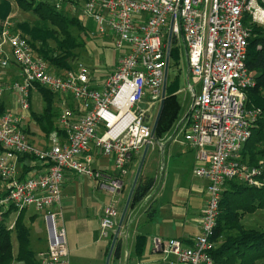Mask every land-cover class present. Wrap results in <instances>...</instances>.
Returning a JSON list of instances; mask_svg holds the SVG:
<instances>
[{
	"label": "built area",
	"instance_id": "obj_1",
	"mask_svg": "<svg viewBox=\"0 0 264 264\" xmlns=\"http://www.w3.org/2000/svg\"><path fill=\"white\" fill-rule=\"evenodd\" d=\"M81 18H91L97 32L110 35L113 47L122 51L114 70L97 85L82 64L63 74L50 72L19 33L7 27L1 32L0 67L12 62L20 75L0 83V95L15 92L23 113L0 114V218L1 208L33 207L42 212L48 241L37 255L39 264H70L59 208L64 171L89 177L112 195L119 193L132 157L153 142L151 126L162 98L166 40L173 19L171 41L183 45L188 62L190 103L181 130L195 150L193 174L207 181L206 198L200 232L191 244L153 236L151 248L161 252L167 264H214L210 250L215 243L210 237L223 185L230 179L264 184L260 178L264 162L240 160L258 115L257 109L246 106L245 89L255 84L246 58L251 25L264 28V0H83ZM3 43L11 58L2 50ZM35 84L78 104H65L57 112V127L48 133L43 148L31 144L21 128ZM91 146L113 160L115 173L92 166ZM24 154L34 156L43 170L20 175L18 161ZM119 215L116 200L104 206L101 235L114 232Z\"/></svg>",
	"mask_w": 264,
	"mask_h": 264
},
{
	"label": "crops",
	"instance_id": "obj_2",
	"mask_svg": "<svg viewBox=\"0 0 264 264\" xmlns=\"http://www.w3.org/2000/svg\"><path fill=\"white\" fill-rule=\"evenodd\" d=\"M84 19L81 18L80 21L82 22ZM86 30L88 33L82 50L84 52L83 56H87L88 63V61H92V52L101 51L103 53L104 48L110 45L111 36L106 33L95 32V30L90 31L87 28ZM3 45L4 43L2 44V50ZM179 47L184 49L181 43H179ZM7 56L9 58L12 57L11 55ZM118 57L109 65L101 78H97L92 73L94 71L93 66L87 65L95 85L100 84L105 76L114 70ZM186 63V78H188L187 56ZM169 70L168 66L167 81ZM19 73L18 66L12 62L7 67H0V83H9L18 79ZM53 73L60 74L56 71H53ZM186 90L187 85L183 89H177L175 94L177 96L178 93ZM33 92L40 95L43 105L42 95L35 86L30 91V108L29 112L24 114L21 128L31 144L43 148L47 146L48 134L45 135L42 132L39 125L30 115L31 111L38 112L34 110L32 105ZM16 96L15 92L6 90L0 95V103L4 106L5 111L21 114L23 112L16 104ZM53 104L56 109V115L65 104L78 106L70 96L63 94H55ZM185 113L176 123L173 122V125L163 132L161 136H156L157 140H153L149 146L139 178L143 181L152 177L153 184L147 194L141 200L129 206L127 210L126 218L117 238L121 244V254L117 264H167L161 252L152 250L151 238L153 236L163 239L177 238L188 245L200 232L199 217L206 198L207 181L193 174L195 150L184 140L181 130V120ZM141 153L142 151L139 150L132 157L129 172L123 177V186L119 193L114 195L99 188L96 182L89 177L75 174L68 170L64 171L59 208L62 211V221L66 231L70 264H105L113 232L101 235L100 217L104 206L113 200H116L117 207L121 213L140 158L139 154L141 155ZM91 155V164L94 168L101 169L109 174L115 173L113 160L110 157L104 156L93 146H91ZM43 168L44 165L36 159L18 161V172L22 176L39 173ZM160 172L161 174L159 175ZM2 191L3 184L0 182V197ZM1 211L2 216L0 219L3 220L7 228L13 231L19 210H12L7 215L3 214L6 210L4 211L1 208ZM22 217L23 223L29 230V245L37 258L38 253L46 249L48 241V232L43 213L33 207H29L24 209ZM7 219L9 222H6ZM12 223L13 227L10 228L9 226ZM37 226L38 228L35 229ZM137 235L145 236V244L140 255L135 251V238ZM11 244L12 254L15 257L18 251V241L16 248L12 240ZM11 264H24V262L14 259ZM109 264H112V255Z\"/></svg>",
	"mask_w": 264,
	"mask_h": 264
},
{
	"label": "trees",
	"instance_id": "obj_3",
	"mask_svg": "<svg viewBox=\"0 0 264 264\" xmlns=\"http://www.w3.org/2000/svg\"><path fill=\"white\" fill-rule=\"evenodd\" d=\"M16 5L36 18L33 21L17 22L13 33L26 39L34 55L42 57L50 70L63 74L74 69L71 59L81 53L85 46L87 30L78 17L69 16L59 10L55 3L45 0H13ZM11 12L10 0H0V38L7 18ZM248 22V18H246ZM251 36L248 42L246 66L255 74V84L245 89L246 106L258 110V115L252 126L251 135L240 150V160L248 164L264 162V28L252 24ZM73 28L76 29L74 33ZM84 35V36H83ZM84 38H83V37ZM49 40L55 45L51 46ZM169 53L170 60L177 65L180 47L172 39ZM260 44V47L258 45ZM42 95L43 106L39 114L30 112L32 118L47 135L57 126L55 124L56 109L53 104L55 93L35 84ZM174 83L166 86L163 109L155 129L157 137L167 131L172 125L179 111V103L175 95ZM5 111L0 103V114ZM35 159L34 156L24 154L19 160ZM264 181V173L260 177ZM153 184V178L141 180L139 178L134 189L129 206L141 200ZM264 208V184L261 187L247 185L236 179L225 182L218 206L216 226L210 237L215 245L210 250L214 264H264V230L246 228L241 222L247 213H253ZM14 207H9L3 214L7 215ZM19 210L14 222V230L18 241V251L12 254L11 232L3 220L0 219V264H11L16 259L24 264H39L35 252L29 242V230L23 223L22 212ZM113 235V234H112ZM111 235V238H112ZM145 236L135 238V251L138 255L143 251ZM121 254L120 240L117 239L112 251V264H117Z\"/></svg>",
	"mask_w": 264,
	"mask_h": 264
},
{
	"label": "rangeland",
	"instance_id": "obj_4",
	"mask_svg": "<svg viewBox=\"0 0 264 264\" xmlns=\"http://www.w3.org/2000/svg\"><path fill=\"white\" fill-rule=\"evenodd\" d=\"M10 1L12 3L11 12H10L11 15H9L10 17L7 18L5 27H7L9 31L13 33L14 27L17 22H20L25 19L29 21H33L36 18V16L33 15L31 12H27V11L20 9L13 0H10ZM45 1L53 2L55 3V6L58 5L56 7L62 12H64L65 14H68L69 16H75L81 19L83 0H45ZM85 19L82 21L85 27L90 31L95 30L96 32L97 31L96 23L90 18H85ZM73 30H74V33L77 32L75 28H73ZM49 44L51 46L55 45L53 40H49ZM109 44L110 45L108 47L104 48L103 53H101V51L92 52V61H88V63H87V56L85 57L83 56L84 55L83 50L78 51L77 49H75L76 50L75 53L77 52L78 54L79 53L81 54L79 56H75L74 58L70 60L72 67L77 68L79 67V64H82L84 67L88 69L87 65H91L93 66V69H94L92 73L97 78H101V76L106 72L105 70L108 69L109 65H111V63L115 60V58H117L118 55L122 52V51L115 49L112 43H109ZM3 50L6 52L7 55L9 56L11 55L9 46L7 43H4ZM178 54H179V58H178L177 65L173 64L171 60L169 62V68H170L168 72L169 78H168L166 85L170 86L171 83H174L176 89H183L187 85V78H186L187 63H186L185 50L181 47ZM49 71L53 72V70H49ZM176 97L178 98L177 101L179 103V111H178L177 118L174 121L175 123L188 109L189 100H190V92L188 89L186 91H181L180 93L177 94ZM40 98H41L40 95L36 94V92H33L32 105H33L34 110L38 111L36 112L37 114L41 112L40 109H41V106H43ZM160 174L161 172L159 173V175ZM6 222H9V220L7 219ZM241 222L246 228H255V229L264 230V208L258 209L253 213L245 214L242 217ZM36 228H38V226L35 227V229ZM11 240L13 241L15 248H16L17 240H16L14 230L11 232Z\"/></svg>",
	"mask_w": 264,
	"mask_h": 264
},
{
	"label": "water",
	"instance_id": "obj_5",
	"mask_svg": "<svg viewBox=\"0 0 264 264\" xmlns=\"http://www.w3.org/2000/svg\"><path fill=\"white\" fill-rule=\"evenodd\" d=\"M172 26H173V19H171V21H170L167 40H166V55H165V68H164L162 98L160 100L156 115L154 117V120H153L152 126H151V137L153 140H157V137L155 135V129H156L157 123L159 121V118H160V115H161V112L163 109L164 99H165V91H166V84H167V71H168V66H169V53H170V48H171ZM149 146H150V144H146L142 149V153L140 155V158H139V161H138L135 173H134V177H133L127 198L125 200V203L123 205V208L121 210L120 216H119L118 221H117V225H116L115 230L113 232V236H112V239H111V242H110V245L108 248V252H107V255L105 258V264H109V262H110V258L112 255L114 245H115L117 238H118V235L120 233L121 226H122V224L126 218L127 210L129 208L134 189H135L137 182L139 180L141 169H142L143 164L145 162V158H146V154H147V151L149 149Z\"/></svg>",
	"mask_w": 264,
	"mask_h": 264
}]
</instances>
